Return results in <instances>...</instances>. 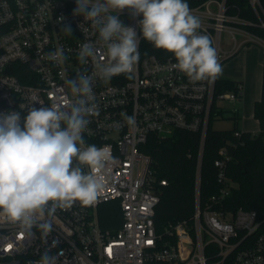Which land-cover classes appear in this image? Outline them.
Instances as JSON below:
<instances>
[{
    "label": "built area",
    "instance_id": "built-area-1",
    "mask_svg": "<svg viewBox=\"0 0 264 264\" xmlns=\"http://www.w3.org/2000/svg\"><path fill=\"white\" fill-rule=\"evenodd\" d=\"M187 3L201 20L198 31L212 38L220 64L246 43L264 49V0H247L243 7L233 0ZM75 6L76 0H0V112L19 111L23 117L33 104L66 108L71 98L66 80L81 71L92 74L106 62L98 32L83 16L73 15ZM119 18L141 36L140 60L132 79L125 74L110 81L95 78L99 116L91 118L84 133L86 144L110 146L114 162L103 170L106 184L94 204L77 201L57 209L47 236L37 228L22 230L0 216V264H33L46 249L58 257L57 264H264V218L227 204L235 186L227 174L232 157L227 146L214 162L217 189L208 195L202 190L204 147L214 108L220 109V100L241 99L242 85L223 92L218 90L219 77L190 82L173 67L171 53L142 39V14L126 8ZM69 26L72 34L64 31ZM84 43L94 44L97 55L81 65L78 52ZM58 49L67 57L62 63L48 59ZM124 113L135 116V127L126 124ZM177 130L200 139L194 211L190 220L159 232L156 207L167 179L158 177L143 147L152 135L162 139ZM243 131H235V136L240 138ZM84 171L90 170L85 166ZM106 202L119 205L122 220L117 228L101 224L99 209Z\"/></svg>",
    "mask_w": 264,
    "mask_h": 264
},
{
    "label": "clouds",
    "instance_id": "clouds-1",
    "mask_svg": "<svg viewBox=\"0 0 264 264\" xmlns=\"http://www.w3.org/2000/svg\"><path fill=\"white\" fill-rule=\"evenodd\" d=\"M126 8L136 16L142 14L138 22L142 39L171 53L173 67L190 82L215 80L222 74L212 38L198 31L201 20L192 14L187 0H76L73 15L83 16L98 32L106 62L92 74L81 71L66 80L71 92L66 108L33 104L23 117L19 111L0 112V216L22 230L37 228L47 236L57 209L77 201L82 206L94 204L106 184L103 170L114 162L110 146L86 144L84 133L91 118L99 116L95 78L110 81L125 74L132 79L140 60L141 36L119 18ZM64 31L72 34L70 26ZM96 55L95 45L84 43L78 61L86 65ZM48 59L62 63L67 57L58 49ZM122 116L128 126H136L134 115ZM85 166L90 171L85 172ZM57 260L46 249L33 264H57Z\"/></svg>",
    "mask_w": 264,
    "mask_h": 264
},
{
    "label": "trees",
    "instance_id": "trees-1",
    "mask_svg": "<svg viewBox=\"0 0 264 264\" xmlns=\"http://www.w3.org/2000/svg\"><path fill=\"white\" fill-rule=\"evenodd\" d=\"M239 7L247 0H233ZM237 53V52H236ZM235 54L229 58L234 57ZM240 81L220 78L219 91H237ZM225 109L214 108L204 147L202 162L203 195L217 189L215 160L220 149L227 146L231 157L227 174L235 183L227 204L231 209L243 207L255 211L264 218V63L262 69L261 94L254 104V117L258 120V132L243 131L240 138L235 131L239 115L230 116L234 126L229 129L213 128L217 116L224 117ZM200 146L199 135L177 130L169 137L159 139L152 135L143 150L153 160V169L159 178H166L167 185L161 187V199L156 207L155 223L159 232L171 223L190 220L194 211V185ZM103 227L117 228L121 222V210L116 202H106L99 209Z\"/></svg>",
    "mask_w": 264,
    "mask_h": 264
},
{
    "label": "rangeland",
    "instance_id": "rangeland-1",
    "mask_svg": "<svg viewBox=\"0 0 264 264\" xmlns=\"http://www.w3.org/2000/svg\"><path fill=\"white\" fill-rule=\"evenodd\" d=\"M228 40V35L224 37ZM238 41L242 38L238 36ZM232 58L222 61L223 69L219 78H228L240 81L242 83V98L236 101L220 100L218 105L225 109L224 117L217 116L213 121L215 129H229L234 126V120L229 118L238 114L239 120L237 126L240 129L249 131L259 130L260 125L254 117V104L260 97L261 91V73L264 63V49L254 43H246L239 49Z\"/></svg>",
    "mask_w": 264,
    "mask_h": 264
},
{
    "label": "crops",
    "instance_id": "crops-1",
    "mask_svg": "<svg viewBox=\"0 0 264 264\" xmlns=\"http://www.w3.org/2000/svg\"><path fill=\"white\" fill-rule=\"evenodd\" d=\"M262 69H263V65H262ZM261 84H262V73H261ZM260 94H261V91H260ZM243 130V129H242ZM245 130V129H244ZM245 131H249V130H245ZM259 130H254V131H251V132H258Z\"/></svg>",
    "mask_w": 264,
    "mask_h": 264
}]
</instances>
